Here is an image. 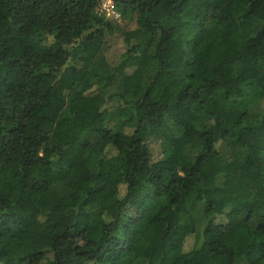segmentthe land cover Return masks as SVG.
I'll use <instances>...</instances> for the list:
<instances>
[{"label":"trees","instance_id":"trees-1","mask_svg":"<svg viewBox=\"0 0 264 264\" xmlns=\"http://www.w3.org/2000/svg\"><path fill=\"white\" fill-rule=\"evenodd\" d=\"M112 2L0 0V264H264V0Z\"/></svg>","mask_w":264,"mask_h":264},{"label":"rangeland","instance_id":"rangeland-1","mask_svg":"<svg viewBox=\"0 0 264 264\" xmlns=\"http://www.w3.org/2000/svg\"><path fill=\"white\" fill-rule=\"evenodd\" d=\"M113 9H114V13L113 14L112 13L108 14L104 10V7H103V5L101 3L99 12H100V14L104 15L105 19L110 20L115 25V27H117V28H125L126 29L130 25H132L131 17L123 18L121 16V14L115 9L114 6H113ZM123 47H124V44H123L121 38L118 37V38L111 39L109 48L107 49L108 58L109 59L113 58L115 56L116 52L119 51V50H122ZM118 82L119 81H118V78H117L116 81H114L112 84H109L107 86V93H111L110 91L118 88ZM112 98L116 99L117 96L114 95ZM262 109H264V100H261L260 102L255 104V106L253 107V112L257 113V112H260ZM114 122H115L114 119L109 120L108 127H112L114 125ZM188 152H189L190 155H194L192 150H188ZM194 216H195V219L197 221V228L199 230H202V228H203V226L205 224V221H204V218H203V214H202V209L201 208L198 209L194 213ZM184 218H187V216H184ZM137 264H146V261L141 260V261H138Z\"/></svg>","mask_w":264,"mask_h":264},{"label":"built area","instance_id":"built-area-1","mask_svg":"<svg viewBox=\"0 0 264 264\" xmlns=\"http://www.w3.org/2000/svg\"><path fill=\"white\" fill-rule=\"evenodd\" d=\"M102 5L104 7V10L110 14V13H114V9H113V2L112 0H102Z\"/></svg>","mask_w":264,"mask_h":264}]
</instances>
